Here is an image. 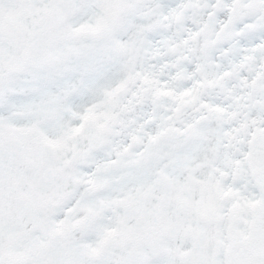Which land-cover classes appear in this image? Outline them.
Instances as JSON below:
<instances>
[{
	"label": "rangeland",
	"instance_id": "obj_1",
	"mask_svg": "<svg viewBox=\"0 0 264 264\" xmlns=\"http://www.w3.org/2000/svg\"><path fill=\"white\" fill-rule=\"evenodd\" d=\"M0 264H264V0H0Z\"/></svg>",
	"mask_w": 264,
	"mask_h": 264
},
{
	"label": "trees",
	"instance_id": "obj_2",
	"mask_svg": "<svg viewBox=\"0 0 264 264\" xmlns=\"http://www.w3.org/2000/svg\"><path fill=\"white\" fill-rule=\"evenodd\" d=\"M263 182H261V184H262Z\"/></svg>",
	"mask_w": 264,
	"mask_h": 264
}]
</instances>
